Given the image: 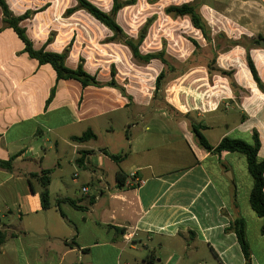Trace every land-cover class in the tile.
Returning a JSON list of instances; mask_svg holds the SVG:
<instances>
[{
    "label": "crops",
    "instance_id": "0c3cea01",
    "mask_svg": "<svg viewBox=\"0 0 264 264\" xmlns=\"http://www.w3.org/2000/svg\"><path fill=\"white\" fill-rule=\"evenodd\" d=\"M6 1L15 16L36 11L21 24L36 50L63 53L71 46L68 68L83 60L85 71L103 84L115 68L125 93L59 80L52 65L25 51L0 8V160L13 158L11 170L0 169L3 264H247L236 220L244 222L251 264H264V218L250 204L247 157L215 151L224 138L252 144L257 133L258 161H264V0L152 3L154 15L164 12L175 24L164 10L194 5L211 30L207 41L183 16L187 35L193 33L204 52L158 91L156 82L147 86L133 74L130 49L109 40L108 28L85 10L66 15L76 0ZM90 1L112 10V0ZM141 6L137 0L119 11L123 29L130 23L120 15ZM150 36L141 45L145 51L153 44ZM213 54L216 64L210 66ZM153 63L140 64L152 71ZM88 131L96 138L74 139ZM45 172L48 209L41 199ZM132 173L141 186H129Z\"/></svg>",
    "mask_w": 264,
    "mask_h": 264
},
{
    "label": "trees",
    "instance_id": "16d2710c",
    "mask_svg": "<svg viewBox=\"0 0 264 264\" xmlns=\"http://www.w3.org/2000/svg\"><path fill=\"white\" fill-rule=\"evenodd\" d=\"M76 1L78 2V6L74 9L68 10L66 15H70L77 10H85L95 20L100 22L102 25H104L106 28H108L110 31L114 33V36L112 37L113 39L123 35V28L117 22V15L119 11L125 6L133 5L137 2V0H128V1L112 0L113 1L112 10L110 12H105L90 0H76ZM158 1L159 0H151L152 3ZM0 8L2 9V13H3L4 25L9 28H12L17 33V35L25 44V51L32 58L38 60L39 63L52 65L57 73L59 80L76 79L79 82H81L82 85L85 87L86 86L102 87L104 85H107V86L119 88L122 90V92L125 93V91L117 84L115 80L116 70L114 68H112L111 70L112 80L107 84L101 83L100 81H98L97 76L91 75L88 72H86L83 67V60L80 62L77 69L68 68L66 66V59L68 57V53L70 52L71 46H69L63 53L46 51L45 48L36 50L33 46L32 41L28 38L26 34V29L21 25L22 22L25 21L26 19L33 17L36 11H28L24 15L15 16L11 11L6 0H0ZM165 12L166 14L174 17L189 16L192 25L196 29L202 32L204 38L207 41H211V30L208 27L202 15L200 14V12L198 11V9L194 5H190V4H183L179 6L172 5L167 7ZM148 23L147 26L141 31L137 41L126 38L124 43L129 46V48L132 51L133 57L136 60L147 64L152 62L153 60H160L164 65H168V62L165 57L166 52L164 50L160 52H154L148 54H142V52L140 51V46L142 45L147 35V30L149 26ZM49 41H51V38L49 39ZM191 41L194 44L195 48L199 49L198 43L195 40H191ZM237 43L238 42H233V44L235 45H237ZM256 43L259 44L260 42L257 41ZM248 65L255 81L259 85H261L262 82L258 76L257 70L249 55H248ZM163 77H164V73L162 72L157 78L156 81L157 91L161 88L160 84ZM194 131L199 139L200 144L205 148L211 150L212 147L207 143L204 136L200 134L199 129H197V127H194ZM95 138L96 136L93 134V132L88 131L84 133L82 136L75 137L74 139L76 141L84 142ZM260 147H261V142L259 136L257 133H254V142L252 144L247 143L240 139L224 138L220 142V144L216 147L215 151L217 153H222L224 151L239 152L247 157L248 169L253 178V189L250 194V204L253 210L259 216L264 218V161L262 162L258 161V154L260 151ZM114 158L117 159V157L115 156ZM12 161L13 158H11L8 161L0 160V169L11 170ZM48 175L49 172H45L44 176L41 178V199L44 209H48L50 206V191H49L50 178ZM118 180L120 182V185H124L125 179L124 180L121 179L120 175L118 176ZM71 203L74 204L73 201H71ZM234 230L237 233L238 241L241 245L244 257L246 259V263L251 264L252 263L251 252L246 239L244 222L242 220H236L234 223ZM262 231L264 232V227ZM5 240H6V235L3 232H0V246L4 244Z\"/></svg>",
    "mask_w": 264,
    "mask_h": 264
},
{
    "label": "rangeland",
    "instance_id": "374dc122",
    "mask_svg": "<svg viewBox=\"0 0 264 264\" xmlns=\"http://www.w3.org/2000/svg\"><path fill=\"white\" fill-rule=\"evenodd\" d=\"M142 3L143 6L138 7L136 11L132 10L127 14L124 13L120 15V20H128L130 26H128V28L126 29H123V35L116 37L115 39L112 38L114 36V33L111 31L112 35L111 37H109V40L113 39L112 41L123 44H125L124 41L126 40V38L137 41L141 31L147 26V23L149 22L146 36L148 37V35H151L150 39H152L153 44L148 43L146 46H144L146 47V51L142 49V46H140V51L150 52L152 48L155 49V51L153 52H160L164 50L166 52L165 57L168 62V65H163L159 60H154L152 67L153 70L151 71L149 69H146L144 66H141L140 63L143 62L135 60L134 58V70L132 72L134 75L143 76L144 79H140V81L142 82V84H145L147 86H150L151 82L155 85V82L157 81L156 77L163 72L164 77L160 84V90H162L163 86L166 85V81L169 75H173L175 73L177 75H180L183 73L182 71L187 70L193 67L194 65L198 64L200 58L202 57V52L204 51L202 48L196 49L193 44L187 43L184 40L185 38L189 40H194L191 36H195L193 33L191 35H187L189 32V29L187 28V25H189V20L186 19V17H175V19L178 21V23L175 24L170 22L171 19L167 18L164 12H158L156 13V15H154L153 12L156 10L152 8L151 0H142ZM110 11L111 8L108 12ZM169 16L172 17L171 15ZM118 20L119 15H117V22ZM157 21H160V24H156ZM168 37L169 39H167ZM126 46L129 48L128 45ZM209 48L210 47H208L207 49L209 50ZM216 59L217 56L213 54L210 59H208L209 65L215 66ZM134 79L137 80V78ZM4 258L5 257L0 256V264H3L5 260Z\"/></svg>",
    "mask_w": 264,
    "mask_h": 264
},
{
    "label": "built area",
    "instance_id": "2783aa9c",
    "mask_svg": "<svg viewBox=\"0 0 264 264\" xmlns=\"http://www.w3.org/2000/svg\"><path fill=\"white\" fill-rule=\"evenodd\" d=\"M143 180H141L140 178H138V176L135 173L131 174V182H129V186H134V187H139L143 184ZM89 188L88 187H84L83 188V192L88 193L89 192ZM126 240L129 241L128 238H126Z\"/></svg>",
    "mask_w": 264,
    "mask_h": 264
},
{
    "label": "water",
    "instance_id": "95a60500",
    "mask_svg": "<svg viewBox=\"0 0 264 264\" xmlns=\"http://www.w3.org/2000/svg\"><path fill=\"white\" fill-rule=\"evenodd\" d=\"M261 46L264 47V41L261 42Z\"/></svg>",
    "mask_w": 264,
    "mask_h": 264
}]
</instances>
